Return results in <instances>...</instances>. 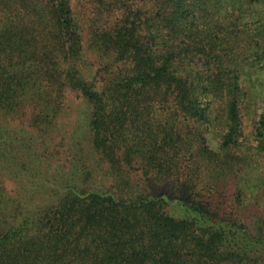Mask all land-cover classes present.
I'll return each instance as SVG.
<instances>
[{"label": "trees", "instance_id": "16d2710c", "mask_svg": "<svg viewBox=\"0 0 264 264\" xmlns=\"http://www.w3.org/2000/svg\"><path fill=\"white\" fill-rule=\"evenodd\" d=\"M257 69L264 0H0V264H264Z\"/></svg>", "mask_w": 264, "mask_h": 264}, {"label": "rangeland", "instance_id": "374dc122", "mask_svg": "<svg viewBox=\"0 0 264 264\" xmlns=\"http://www.w3.org/2000/svg\"><path fill=\"white\" fill-rule=\"evenodd\" d=\"M80 8L81 9L79 10L78 15L80 16V19H82V21L86 24L85 30H88L89 26L93 24L92 19H89L88 16L90 14L87 13L88 7L84 4H81ZM89 57L94 58L92 56ZM250 79L251 80L248 81L247 86L251 91V95L247 96V100L245 101L244 104V106L246 107L242 111L243 112L242 114L245 125L244 134L248 136L249 140H252V132L255 126L258 106L263 104L262 98L264 96V90L262 89L261 84H263L264 77L262 76V71L257 69L256 73H253ZM77 112L78 111L74 112L73 110L65 108L64 113L62 115V121L64 125L66 123H70L72 119L74 120L75 123H77V118H78ZM19 117L20 116H17L16 118ZM6 118L7 117H5L4 115H0V122L2 123L6 122L5 121ZM209 138L211 143L217 146L218 141L216 137H212L211 135H209ZM37 148L38 150H40L43 148V146H39ZM239 160L240 162L237 166H240V168L242 166L244 167V166L253 165V170L250 173L242 172V170L240 171L244 173L246 176L248 177L250 176V179L245 185L242 184L239 186V188H241L240 201L242 202L241 205L239 206V212L241 214L245 212V216L247 218L245 219V221L247 223L254 226L256 225L260 226L262 225L261 222H264V154L260 156L253 155L250 159L241 157ZM231 176L232 174L227 176L228 179L223 178L220 181L219 187L223 191L224 196H227V194L228 195L231 194L233 190L231 182L235 183L237 181L235 178H232Z\"/></svg>", "mask_w": 264, "mask_h": 264}]
</instances>
